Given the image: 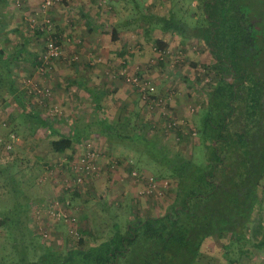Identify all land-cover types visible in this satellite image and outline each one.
<instances>
[{
  "label": "rangeland",
  "instance_id": "374dc122",
  "mask_svg": "<svg viewBox=\"0 0 264 264\" xmlns=\"http://www.w3.org/2000/svg\"><path fill=\"white\" fill-rule=\"evenodd\" d=\"M136 1L139 6L144 5L143 0ZM157 1L158 5L163 3L168 5L167 0ZM203 1L171 0V8L169 9L166 5L167 7L161 11L163 13L166 11L167 20L172 18L174 21H179L188 30L204 23ZM255 2V0H250L252 7L256 6ZM254 12L260 14L258 11ZM34 14L36 13L27 16L32 17ZM28 17L22 24L23 26L25 24L24 27L29 34L30 31H34L28 26ZM162 21L163 19H159V21L155 19L154 25L163 28L159 24ZM52 23L54 33L58 34L53 20ZM131 36L133 42L124 50L120 46L121 42L111 43L109 38H105V50L88 51L89 54L86 55L90 57V60H87L88 57H85L84 60L90 67H94V83L103 86L105 91L112 93L110 100L113 102L110 107L115 109L117 100H122L126 95L131 98L132 105V108L128 110H132L133 113L139 112V119L132 116L130 125L126 126V129H118L120 135L131 137L135 134L132 131V125L146 123L147 129H145L144 136L149 141H159L172 152H179L185 158L192 157L202 163L204 150L201 145L198 146V137L194 133L189 134V132L190 127L196 126L199 111L204 105L205 97L202 90L211 82L212 78L211 74H205L201 67L203 64L210 63L207 51H204L195 39L183 42L179 36L171 33L164 35L168 44L164 51H159L152 39L149 44L144 45L145 47L136 50L131 49V45L140 35ZM32 37L33 39L29 41H32L31 43L34 44L38 53L40 52V56L44 47L43 36L38 38L33 34ZM107 45L109 46L107 47ZM60 50L61 57L52 62V68L47 72L40 73L37 68V72H33L34 65L30 61L32 56H28L27 63L30 67L25 71L19 73V68L13 70V75L16 77L18 74H22L21 79L24 80V83H21V87L23 85L29 95L31 94L28 97L29 102L35 103L36 106L40 105L46 119L56 121L64 120V113L62 108L52 100L53 92L48 80L44 83L43 79H48L49 75L51 77L62 75L58 73L60 69L57 68L60 61L62 64L68 65L62 60V56H65V49L62 45ZM69 52L71 63L79 61L76 54H73L72 51ZM29 53L30 55L36 54L32 51ZM91 61L94 64H90ZM193 64L196 66L192 67ZM61 73L64 74V70ZM134 79L140 85L148 82L153 87V91H150L149 94L147 90L144 92L145 98H152L154 102L150 103L142 98L143 91L133 82ZM47 89L50 91L48 99L37 97V95H44L43 92ZM134 93L135 96L137 95L136 104L132 103ZM117 94L120 95V98ZM66 95H68V99H66L68 102L71 99L77 103L76 111H85L87 118L77 114L81 123L86 120L91 125L88 124L90 126L87 130L89 137L84 140H92L99 153L97 175L91 179L87 178L81 186L75 187L72 192L68 191L65 180L71 182L75 175L71 170V165L81 153L80 145L75 147L73 143L63 153H57L52 148V143L58 139L57 136H49L46 129L43 128L30 132L29 125L19 116L20 113L15 115L12 120L4 115L6 112H1V264H59L69 251L71 245L66 227L61 223H52V219L48 220L42 216L40 226L48 231L49 238L43 240L38 234V230L36 234H32L31 231L36 230V224L32 222L33 206L34 208H44L49 201L55 199L69 201L77 219L76 229L80 232L79 239L81 236L82 246L85 250H90L104 241L112 232L113 223L119 224L120 229L123 230L129 218L164 214L173 200L175 182L170 177V172L149 158V153H147L149 151L145 149L143 142L134 140V148L131 142H128L132 144L130 148L128 143H116V141L108 143L105 138L98 135L102 131L103 125L96 122L98 115L94 113L96 108L89 100L90 97L86 98L85 103H82L79 102L80 97L76 92L67 91ZM118 109L119 107L114 110L116 114L119 111L126 112L127 110ZM100 111V115H102L105 105ZM114 118L115 121L121 120L120 117L117 118V115ZM9 119L11 120L10 124ZM73 126L68 121L62 124L67 136L71 137ZM174 128H179L187 133L188 138L177 144ZM10 134H14L17 141L11 145V150L6 151L4 147L9 141ZM125 153L128 158H131L130 161L121 160L124 158L121 155ZM100 159H103V166L105 164L108 166L107 171L105 168L103 170L100 168ZM134 172L141 175V180L152 177L158 183L164 182L162 185L165 186L162 188L157 184L151 195H140L139 190L145 183H142L141 180V182L135 181L132 175ZM262 184L264 186V180ZM259 195L261 210L256 215L258 228L255 227V237L250 231L247 234V238L251 242L247 244L237 239L232 242L231 246L224 248L218 238H211L204 242L198 264H264V250H258L253 246L264 239V188ZM145 209H149L150 212H145ZM2 214H5L4 224H1L4 217ZM50 251L54 252L58 258H51Z\"/></svg>",
  "mask_w": 264,
  "mask_h": 264
},
{
  "label": "trees",
  "instance_id": "16d2710c",
  "mask_svg": "<svg viewBox=\"0 0 264 264\" xmlns=\"http://www.w3.org/2000/svg\"><path fill=\"white\" fill-rule=\"evenodd\" d=\"M255 1L252 7L250 0H204V23L188 30L172 18L159 22L164 32L195 39L210 58V63L201 67L205 74H211V82L202 90L204 105L189 132L198 137L203 161L185 158L159 141H149L145 129L132 125L135 134L129 137L120 135V126L106 127L101 122L102 131L97 134L108 143L123 138L132 144L134 140L143 142L149 158L170 172L175 182L173 200L162 215L127 219L123 230L113 223L112 232L90 250L84 249L80 236L69 243L70 249L59 264H198L202 246L211 238H218L228 248L237 239L250 243L249 231L255 237L256 215L261 210L259 193L264 188V0ZM34 33L44 35L39 30ZM55 37L61 48L59 35ZM156 45L159 51L166 48L162 41ZM17 54L31 56L26 49ZM4 55L0 49V71L8 77L14 59L5 62ZM32 57L33 65L40 66V56ZM20 113L30 132L38 127L58 137L52 143L57 153L73 144L75 132L71 137L58 134L48 119L32 108H22ZM127 123L125 127L130 125ZM173 132L177 144L188 138L179 128ZM253 246L264 250V239ZM49 256L58 258L52 251Z\"/></svg>",
  "mask_w": 264,
  "mask_h": 264
},
{
  "label": "crops",
  "instance_id": "0c3cea01",
  "mask_svg": "<svg viewBox=\"0 0 264 264\" xmlns=\"http://www.w3.org/2000/svg\"><path fill=\"white\" fill-rule=\"evenodd\" d=\"M42 1L43 0H5L4 4L0 3V49L5 54L4 57L7 58V60L5 58V62L10 59H14L15 61V63L14 61L10 63L11 74H7L9 75L8 77L4 75L3 71H0V80H2V82H0V113L6 112L4 115L12 120L15 115L21 112L22 108H32L34 111L40 113L41 118L46 121L48 119L44 117V113L41 111L42 107L38 105V103V106H36L35 103L31 104L29 102L28 97L31 94L29 95L28 90L24 89L23 85V88L21 87V83H24V80L21 79L22 74H18V79L13 75V70L17 68H19V73H21L23 70L25 71L26 68L30 67L29 63H27V61H29L28 55L19 57L17 54L19 50L26 49L27 52H36V54L31 53L33 54L31 56H37V59L39 57L40 52L38 53L34 44L31 43L32 41L30 42L29 40L33 39V34L37 35L38 38L40 36L31 31L28 34V31L24 27L25 24L23 26L22 23H25L24 20L28 17L27 15L39 11V5ZM167 1L168 5L165 3L158 5L157 0H143L144 5L139 6L136 0H57L54 6L48 11V14L55 23V30L60 37L61 45L67 54L66 55L64 52L65 56H62V60L68 63V65H66L64 63L62 64L60 61V63L57 64V68L60 69V71L58 72L56 70V73L62 74L60 77H51L49 75L48 79H43L44 83L48 80L53 92L52 100L62 108L65 118L60 121L48 119V122L60 135L65 134L62 124L67 121L71 122L72 125H74L71 130L76 133L73 138L75 147H77V145L79 146L81 142L85 141L84 139L89 137L87 130L91 125L86 120L81 123L82 121L77 114H81L83 118H87V115L83 110L76 111L77 103L74 100L70 99L69 102L66 100L68 99V95H66L67 91L76 92L80 97L79 102L82 103H85L87 100L86 98L90 97L89 100L96 108L94 113L98 115L96 122H105L106 127L120 126L119 128L126 129L125 124L131 122L132 116H136V119L140 118L139 112L133 113L132 110H128L132 108V105L131 98L126 95L122 100L118 99L115 106V109L119 107L118 110H120V108L124 110L127 109L126 112L119 111V113H115L114 107H110L113 102L110 100L112 93L105 91V89L102 88L103 86L94 83V67H90L84 62L85 57H88L86 54L88 51L105 50V38H109L111 43H116L117 41L121 42L120 46L124 50L125 47L133 42L131 39L133 37L131 35L135 34L140 36L138 39L136 38L131 45V49L137 50L143 48L145 47L144 45L151 42V39L155 44L156 41H162L167 47V38L164 35L168 33L172 34V32H164L161 27L154 25L155 19L156 21H159V19H166V11L163 13L161 9L163 10V8L167 6L169 9L171 8V0ZM16 4H20V6L17 7ZM144 9L145 11H143ZM112 36L115 37V41L112 40ZM180 38L183 42L187 41L182 37ZM108 46L109 45H107V47ZM69 51L76 54L79 61L71 63L69 60ZM88 58L87 60H90V57ZM30 61L33 64L34 58ZM90 64L94 63L91 61ZM36 68L37 67L34 66L33 72L35 73L37 72ZM63 70L64 74L61 73ZM10 82L12 87H10ZM117 95L118 98H120V95ZM37 97L41 96L37 95ZM132 98H134L132 103H135L137 95L135 96L134 93ZM104 105L105 111L100 115V110H102V106ZM11 107L13 108L12 110L9 109ZM115 115H117V118L120 117L121 120L115 121ZM10 119L8 120L9 124L11 122ZM6 124L3 123V125ZM134 126L142 130L147 129V124L143 122L140 123V125L135 123ZM36 130H38V127ZM119 141L118 143L130 142L124 138ZM129 145L132 146L131 143ZM121 157L122 161H130L131 159L128 158L126 153L121 155ZM102 161L103 159L99 161L101 165L100 168L102 170L105 168L107 171L108 166L106 164L103 166ZM144 211L147 213L150 212L149 209H145Z\"/></svg>",
  "mask_w": 264,
  "mask_h": 264
},
{
  "label": "built area",
  "instance_id": "2783aa9c",
  "mask_svg": "<svg viewBox=\"0 0 264 264\" xmlns=\"http://www.w3.org/2000/svg\"><path fill=\"white\" fill-rule=\"evenodd\" d=\"M57 0H43L40 4L39 11L36 15L28 17V26L32 31L39 30L44 34V52L40 55L41 65L37 67V70L40 73L47 72L52 68V62L61 57L60 46L57 45V39L54 33V27L51 20V16L48 14V11L56 3ZM133 82L141 88L143 91V99L149 101L150 103L154 102L152 98H145V92L149 94L150 91H153V87L148 83L144 82L142 85L137 83V80L134 79ZM39 92V91H38ZM45 96H49L50 91L47 89L43 92ZM56 112V109L54 110ZM55 115V114H54ZM17 141V137L14 134L9 135V141L5 144L6 151L11 150V145ZM81 153L76 161L72 162L71 170L75 174L73 179L70 181L65 180L66 189L68 191H73L75 187H79L86 181L87 178L91 179L97 175V162L99 160V153L95 149V144L92 140H85L80 143ZM135 181L141 180V175L137 173H132ZM142 183L145 185L139 190L140 195H151L154 193L156 185L164 188L163 183H158L152 177L142 179ZM140 181V182H141ZM33 218L32 222L36 224V232L41 236L43 240L49 238V233L45 228H42L41 220L43 217L50 220L52 223H61L66 227L68 238L70 243H74L79 240V232L76 229L77 219L73 214L72 208L69 201H59L57 199L51 200L46 204L44 208L35 207L32 209ZM44 222V221H43ZM51 222V221H50ZM46 224V223H44Z\"/></svg>",
  "mask_w": 264,
  "mask_h": 264
}]
</instances>
